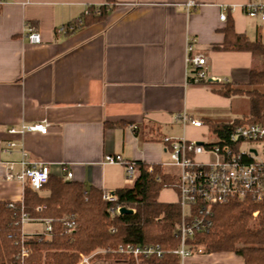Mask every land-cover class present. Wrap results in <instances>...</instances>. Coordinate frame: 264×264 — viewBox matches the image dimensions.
Instances as JSON below:
<instances>
[{
  "label": "crops",
  "instance_id": "obj_1",
  "mask_svg": "<svg viewBox=\"0 0 264 264\" xmlns=\"http://www.w3.org/2000/svg\"><path fill=\"white\" fill-rule=\"evenodd\" d=\"M251 1L264 0H8L0 8V202L23 200L22 184L6 181L4 174L6 163L22 161L24 152L28 161L50 164L52 175L59 177L61 164H67L72 181L116 192L134 184L124 166L105 164V156L161 166L177 176L178 170L167 166L164 136L207 143L216 139L212 124L247 120L228 109L238 96H248L220 91L245 86L251 70L263 67V58L213 47L224 43L228 21L237 34L264 43V21L244 11ZM90 6L109 11L74 33H56ZM223 8L226 21L220 20ZM27 26L36 29L41 43L28 42ZM191 38L197 42L187 52ZM198 54L207 58L209 78L228 83L194 84L187 58ZM182 112L205 126L183 127L175 121ZM42 121L49 123L47 134L7 132ZM8 141L18 145L11 154L1 151ZM177 200L171 188L159 195L163 203ZM32 222L43 228L24 233L44 231L43 221ZM90 264L128 261L104 256ZM179 264H245V259L235 252L204 250Z\"/></svg>",
  "mask_w": 264,
  "mask_h": 264
},
{
  "label": "trees",
  "instance_id": "obj_2",
  "mask_svg": "<svg viewBox=\"0 0 264 264\" xmlns=\"http://www.w3.org/2000/svg\"><path fill=\"white\" fill-rule=\"evenodd\" d=\"M98 8L100 16L94 14ZM89 16H81L83 25L102 20L109 11L107 6H90ZM78 28V29H79ZM225 41L214 46L217 51H248L264 61V43L251 41L237 34L233 22L228 21L224 29ZM220 93L226 96L246 95L253 102L247 121L264 125V63L260 69H252L245 86L232 87ZM214 133L226 137L231 130L229 124H212ZM140 171L131 188L116 191L118 202L103 200V192L84 184L51 175L42 191L43 196L29 188L24 190V212L34 221L52 220L53 234L27 235L24 245L29 250L26 264H78L82 255L98 249L116 248L123 245L147 246L159 244L166 249L178 247L173 226L180 218V207L175 203L159 201L163 188L177 182V176L161 166L135 162ZM0 202V264H20L17 255L21 248L20 214ZM126 208L132 213L115 214L111 208ZM20 203L17 210H20ZM258 206L250 201H232L215 208L213 226L207 233L197 235L195 245L204 246L209 252H235L245 259V264H264V231L254 230L249 222ZM20 212V211H19ZM74 221L72 233H66V223ZM100 254H97L98 257ZM128 264L132 260L123 256ZM179 257L168 254L153 259L151 264H179Z\"/></svg>",
  "mask_w": 264,
  "mask_h": 264
},
{
  "label": "built area",
  "instance_id": "obj_3",
  "mask_svg": "<svg viewBox=\"0 0 264 264\" xmlns=\"http://www.w3.org/2000/svg\"><path fill=\"white\" fill-rule=\"evenodd\" d=\"M8 0H0V8ZM194 2H189L186 7L190 8ZM249 17H258L264 21V1H251L244 7ZM90 10H86L84 16H89ZM94 14L100 16L102 11L98 8ZM227 8H223L220 20L226 21ZM83 25V18L79 17L56 30L57 34L69 35L74 33ZM26 38L31 44L41 43V36L34 27L27 26ZM195 38L187 42V52H191L196 44ZM187 62L191 65L192 82L201 84L203 82L228 83V80L209 78L204 67L207 58L203 54L189 56ZM175 121L183 127L193 126L201 128L205 122L182 112L175 116ZM231 130L226 137L217 133L212 142L188 140L185 137L164 136L163 144L169 153L170 161L167 166L178 170L177 182L169 187L177 192V204L180 207V218L174 223L173 233L179 244L177 248L166 249L159 244L136 246L119 245L116 248H106L90 256L82 255L80 264H90L97 254L112 259L123 256L132 260L133 264H151L153 259H160L168 254L179 257L182 262L194 254L204 251L203 246L195 245L197 235L207 233L213 226L215 208L228 204L232 201H250L258 206L252 213L255 220H259L264 231V125L252 123L245 119L230 123ZM49 123L47 121L33 124H20L8 129L11 135L23 136L27 133L47 134ZM15 141H8L1 149L3 153L11 154L17 147ZM24 159L18 163H6L4 179L6 181H18L23 188H29L35 192H41L52 175L50 164L40 161H28L27 155L23 153ZM105 164H118L125 167L127 180L134 182L138 179V165L124 159L120 155H107ZM19 165V170H16ZM64 181L71 180L73 174L67 164H61L60 176ZM103 200L116 203L118 195L116 192H103ZM21 205L17 210V204ZM7 207L15 214H20L21 226V248L17 255L20 264H26L29 250L24 245L26 236L31 235L23 232V226L31 220L24 212L22 201L8 202ZM121 207L111 208L112 216L121 215ZM17 211V213H16ZM20 211V212H19ZM44 231L32 235H43L50 238L53 234L52 220L46 219ZM66 233L70 234L75 229V222L66 223Z\"/></svg>",
  "mask_w": 264,
  "mask_h": 264
},
{
  "label": "rangeland",
  "instance_id": "obj_4",
  "mask_svg": "<svg viewBox=\"0 0 264 264\" xmlns=\"http://www.w3.org/2000/svg\"><path fill=\"white\" fill-rule=\"evenodd\" d=\"M253 109V102L250 98L248 97H241L238 96L235 100V104L233 105V109H228V112L233 116L236 112L239 113V117L241 116H246L249 117L251 115ZM235 117V116H234ZM132 184H134V182H132ZM45 193L48 195L49 193L47 191H41L40 194H42L43 196H46ZM249 225L251 228H253L254 230H257L259 227L261 228V223L259 222V220H255L253 218V216H251ZM43 228V224L41 223H34V222H29L27 224H25L23 226L24 232H31L33 230H41ZM204 250H206V248L203 246ZM103 249H98L96 251H93L91 254L89 255H85V256H90L96 252H99ZM98 257H103L104 255L100 254ZM97 258V257H95ZM105 259H109V260H116V259H120V257H116L114 259L110 258V257H105ZM82 261V256L80 258L79 263ZM78 263V264H79Z\"/></svg>",
  "mask_w": 264,
  "mask_h": 264
},
{
  "label": "water",
  "instance_id": "obj_5",
  "mask_svg": "<svg viewBox=\"0 0 264 264\" xmlns=\"http://www.w3.org/2000/svg\"><path fill=\"white\" fill-rule=\"evenodd\" d=\"M200 144H202V142H199ZM121 214H126V213H132V210L126 209V208H121L120 209Z\"/></svg>",
  "mask_w": 264,
  "mask_h": 264
}]
</instances>
